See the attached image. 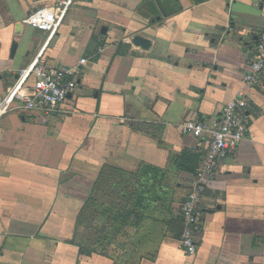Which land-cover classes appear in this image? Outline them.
Instances as JSON below:
<instances>
[{
	"label": "crops",
	"instance_id": "crops-1",
	"mask_svg": "<svg viewBox=\"0 0 264 264\" xmlns=\"http://www.w3.org/2000/svg\"><path fill=\"white\" fill-rule=\"evenodd\" d=\"M64 0H0V95L42 47L23 24ZM264 0H72L44 49L77 67L55 110L0 119V264H264V70L237 151L203 180L197 251L180 209L242 88Z\"/></svg>",
	"mask_w": 264,
	"mask_h": 264
},
{
	"label": "built area",
	"instance_id": "built-area-1",
	"mask_svg": "<svg viewBox=\"0 0 264 264\" xmlns=\"http://www.w3.org/2000/svg\"><path fill=\"white\" fill-rule=\"evenodd\" d=\"M72 0L59 2L54 8H39L29 14L23 24L46 34L42 47L37 51L27 68L22 71L9 90L0 95V119L20 104L26 110L55 112L74 92L75 77L79 73L73 66H51L44 58V49L60 27ZM264 70V30L259 34L249 70L242 80V88L221 110V121L213 128L198 121H188L181 131L185 135L209 138L207 149L191 183L190 191L180 209L184 229L180 246L188 256L197 251L196 233L200 229L201 212L199 200L205 191L204 178L210 176L215 167L233 155L241 145L247 131V96L245 88L258 83Z\"/></svg>",
	"mask_w": 264,
	"mask_h": 264
}]
</instances>
